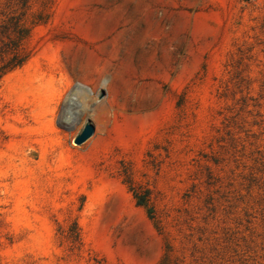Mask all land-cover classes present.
Listing matches in <instances>:
<instances>
[{"label":"rangeland","instance_id":"374dc122","mask_svg":"<svg viewBox=\"0 0 264 264\" xmlns=\"http://www.w3.org/2000/svg\"><path fill=\"white\" fill-rule=\"evenodd\" d=\"M12 10L30 33L0 79V264H159L160 221L185 264H264V0Z\"/></svg>","mask_w":264,"mask_h":264},{"label":"trees","instance_id":"16d2710c","mask_svg":"<svg viewBox=\"0 0 264 264\" xmlns=\"http://www.w3.org/2000/svg\"><path fill=\"white\" fill-rule=\"evenodd\" d=\"M49 0H46V3ZM25 14H17L15 10L10 11L7 15L0 13V79L5 72L21 67L27 60L28 56L25 52L24 41L28 38L30 28L27 26L23 17ZM133 199L137 206H147L151 191L144 189L141 186L130 187ZM148 214L151 219L156 218V213L153 208L148 209ZM161 222V221H160ZM158 226L160 234L164 235V256L159 264H185L184 257L176 254L173 244V239L170 238L169 222H165ZM70 237L72 243L80 244V237L77 231L66 235ZM96 264H103L97 261Z\"/></svg>","mask_w":264,"mask_h":264},{"label":"water","instance_id":"95a60500","mask_svg":"<svg viewBox=\"0 0 264 264\" xmlns=\"http://www.w3.org/2000/svg\"><path fill=\"white\" fill-rule=\"evenodd\" d=\"M94 132V127L92 124H85L82 131L80 132V134H78L75 137L74 143L75 144H81L83 143L85 140H87Z\"/></svg>","mask_w":264,"mask_h":264},{"label":"bare ground","instance_id":"6f19581e","mask_svg":"<svg viewBox=\"0 0 264 264\" xmlns=\"http://www.w3.org/2000/svg\"><path fill=\"white\" fill-rule=\"evenodd\" d=\"M127 9V8H126ZM121 10V9H120ZM122 13H123V11H122ZM121 19V18H120ZM112 40V39H111ZM111 40H109V42L111 41ZM145 40V39H144ZM152 40V39H151ZM137 41V40H136ZM143 41V40H142ZM142 41L140 42V43H142ZM113 42V41H112ZM108 43V42H107ZM147 43V42H146ZM112 44V43H111ZM117 44V43H116ZM134 45H135V43H134ZM127 51V50H126ZM131 52V51H130ZM134 53H135V50H134ZM131 54V53H130ZM143 54H145V53H143ZM157 54V53H156ZM146 55V54H145ZM143 56V55H142ZM150 60H151V58H150ZM133 62H134V65L138 68V67H140V65H141V59L140 58H138V57H134V59H133ZM133 66V65H132ZM148 67H150L149 65H148ZM135 69V68H134ZM147 69V68H146ZM136 70V69H135ZM145 71V70H144ZM144 73V72H143Z\"/></svg>","mask_w":264,"mask_h":264}]
</instances>
